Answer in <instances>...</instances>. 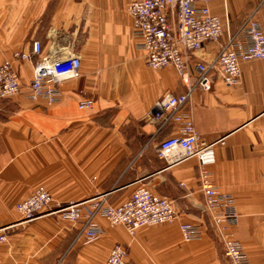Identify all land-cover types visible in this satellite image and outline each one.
<instances>
[{"label":"crops","instance_id":"obj_1","mask_svg":"<svg viewBox=\"0 0 264 264\" xmlns=\"http://www.w3.org/2000/svg\"><path fill=\"white\" fill-rule=\"evenodd\" d=\"M132 1L0 0V64L16 52L32 57L12 62L22 90L0 101V230L6 236L0 264H104L116 244L126 248L128 264H222L196 161L168 166L155 154L158 142L177 127L157 134L145 117L164 94L179 96L186 85L173 67H146L126 10ZM209 7L228 21L230 33L251 14L264 33V0L214 1ZM34 43L40 45L38 54H32ZM216 53L217 45L207 43L191 63ZM76 55L80 76L62 82L61 102L29 99L36 62ZM240 68L235 87L216 76L210 91L193 94L190 108L201 137L223 141L214 148L210 172L219 190L232 195L240 216L233 239L249 264H264V60L241 62ZM82 99L92 105L80 107ZM139 186L171 199L178 219L141 227L133 236L98 219L102 235L72 245L78 224L55 213L21 224L15 210L39 187L49 192L53 202L46 211H52L105 194L117 206ZM183 222L202 227L198 241L182 240Z\"/></svg>","mask_w":264,"mask_h":264},{"label":"built area","instance_id":"obj_2","mask_svg":"<svg viewBox=\"0 0 264 264\" xmlns=\"http://www.w3.org/2000/svg\"><path fill=\"white\" fill-rule=\"evenodd\" d=\"M214 1L226 0H133L126 8L133 24L132 36L140 40L138 48L144 53L145 65L152 70L173 67L186 85L179 96L166 93L157 100L145 121L151 123L159 134L170 127H177L174 135L158 142L155 154L168 166L194 159L197 167L199 191L203 196L204 210L209 225L223 247L229 264H249L248 256L240 243L233 239L231 229L238 226L239 214L232 195L224 193L211 180L210 166L216 162L214 148L223 141L207 143L193 124L191 101L196 91L207 93L212 89L216 76L226 87H235L240 81L241 62L264 60V33L254 19L248 15L234 33L229 32L228 21L214 15L209 7ZM207 43L217 45L216 55L204 62L191 57L200 52ZM40 52L34 43L32 54ZM30 54L16 52L12 60L0 64V101L19 94L20 79L12 68V62L31 61ZM78 55L54 60H41L33 66V76L28 83L30 100H40L49 105L62 101L60 87L66 80L80 76ZM194 81H189L190 73ZM93 100L82 99L80 107H90ZM52 198L44 187L37 188L29 197L16 205L21 224L33 221L44 214L55 213L64 221L78 224V232L72 245L89 244L96 241L103 230L98 219L108 226H121L133 236L141 227L164 226L178 219V212L168 197L152 194L146 187L139 186L128 200L114 206L108 195L92 199L57 205L46 211ZM182 240L198 241L202 227L183 222L179 225ZM6 241L0 230V243ZM104 264H128L126 248L114 245Z\"/></svg>","mask_w":264,"mask_h":264},{"label":"rangeland","instance_id":"obj_3","mask_svg":"<svg viewBox=\"0 0 264 264\" xmlns=\"http://www.w3.org/2000/svg\"><path fill=\"white\" fill-rule=\"evenodd\" d=\"M212 238L214 239V242L216 243L215 244V249H216V252L219 256H223L222 257V264H228L226 262V258H225V255L223 253V247H222V244L220 243L219 239L216 238V235L214 234V231L212 230ZM225 260V261H224Z\"/></svg>","mask_w":264,"mask_h":264}]
</instances>
